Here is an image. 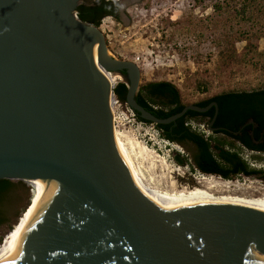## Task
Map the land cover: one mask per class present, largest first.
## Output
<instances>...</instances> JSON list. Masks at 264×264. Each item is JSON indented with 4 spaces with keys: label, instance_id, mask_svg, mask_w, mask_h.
I'll return each instance as SVG.
<instances>
[{
    "label": "water",
    "instance_id": "1",
    "mask_svg": "<svg viewBox=\"0 0 264 264\" xmlns=\"http://www.w3.org/2000/svg\"><path fill=\"white\" fill-rule=\"evenodd\" d=\"M82 1L0 0V181L57 186L8 264H264L263 212L191 210L180 193L147 199L135 186L117 150L113 86L95 64V40L99 64L127 83L126 104L141 120L166 126L211 107L159 119L141 106L139 66L106 57L100 26L78 16ZM213 124L212 133L240 134ZM174 160L186 164L180 153Z\"/></svg>",
    "mask_w": 264,
    "mask_h": 264
},
{
    "label": "rangeland",
    "instance_id": "2",
    "mask_svg": "<svg viewBox=\"0 0 264 264\" xmlns=\"http://www.w3.org/2000/svg\"><path fill=\"white\" fill-rule=\"evenodd\" d=\"M106 1L121 2L127 9L124 22L114 18L101 22L107 50L114 60L139 66L140 87L152 82L172 83L187 106L225 93L264 89V0ZM119 83L126 82L122 79L116 85ZM113 116L115 128L125 135L129 147L132 142L139 145L128 159L129 171L136 181L170 192L195 187L196 179L209 178L223 184L221 195L264 196L261 179L240 177L226 181L194 171V146L168 142L155 125L139 122L125 108L116 116L113 111ZM193 126L206 137L213 134L206 123ZM179 153L185 166L174 160ZM242 156L253 169L264 171V155L245 151ZM14 183L7 205L9 224L0 227V257L11 247L9 238L24 222L31 206V185Z\"/></svg>",
    "mask_w": 264,
    "mask_h": 264
},
{
    "label": "trees",
    "instance_id": "3",
    "mask_svg": "<svg viewBox=\"0 0 264 264\" xmlns=\"http://www.w3.org/2000/svg\"><path fill=\"white\" fill-rule=\"evenodd\" d=\"M113 3V1L108 3L103 1L101 7L81 5L78 8V16L84 23L99 27L105 17L104 12ZM243 14L247 17L245 11ZM248 18L252 19V17ZM114 92L121 102L126 103L127 83H119ZM136 100L159 119L171 118L182 112L187 106L183 104L178 88L169 82H152L143 85L140 87ZM212 100L218 101L220 105L216 126L240 132L239 135L214 132L211 136L206 137L202 132L194 129L195 123L202 124L203 121H194L195 116H199V114L191 111L176 123L155 126L168 142L183 147L187 145L196 147L195 167H192L194 171L197 169L204 175L217 176L226 181H234L253 174L262 175L264 171L253 169L244 159L242 153L246 151L264 155V89L252 92L225 93ZM209 102L203 101L197 105L204 107ZM210 114L214 116V111ZM135 118L141 123L151 125L141 120L138 115ZM250 121L254 122V125H247ZM259 141L262 144L256 146L254 142ZM255 158L261 159L260 156ZM14 185L13 181H0V227L9 224L7 205Z\"/></svg>",
    "mask_w": 264,
    "mask_h": 264
},
{
    "label": "bare ground",
    "instance_id": "4",
    "mask_svg": "<svg viewBox=\"0 0 264 264\" xmlns=\"http://www.w3.org/2000/svg\"><path fill=\"white\" fill-rule=\"evenodd\" d=\"M98 48H99V40L96 39L94 47H93V55H94L95 64L97 65L100 72L108 80L110 85L114 87L119 81L121 82L122 77L119 74L108 73L103 69V67L99 64L97 60ZM111 56L112 54L107 50L106 57L112 58ZM110 104H111L112 115L114 111V114L116 116L115 106H113V99L112 100L110 99ZM113 120H114V116H113ZM114 132H115L116 146H117L119 155L121 159L123 160L125 166L127 167L133 183L147 199L180 193L182 196L183 202L191 210L194 208L206 207V206H232V207H239V208H244V209L255 210V211L264 213V196L261 198H252V197L245 198V197L229 196V195H224V194L221 195V192H223V189H224L223 184L220 182L214 181V180L211 181V179L209 178L196 179L195 187L185 188L184 190L174 189L170 192L156 190V189L150 188L136 181L132 177V174L129 171L128 159L132 153L135 154V148L136 146L139 147V145L138 143L135 144L132 142L131 146L129 147V144L126 143L125 135L122 134L119 130H117L115 128V125H114ZM143 150L144 151L146 150V152L148 151L147 147L146 148L143 147ZM157 157L159 158V154ZM26 183L31 185V187L33 188V191H32L33 194H32V198L30 201L31 206L25 216L24 222L11 234L9 238V242H10V245L11 244L12 245L10 248L8 247L9 248L8 251L0 257V264H8L14 261L15 259H17L20 255H22V253H24L32 236L34 235V232L37 228V225L42 215L44 214L46 210L48 202L52 200L55 193L57 192V186L53 182L48 181V180L27 181Z\"/></svg>",
    "mask_w": 264,
    "mask_h": 264
},
{
    "label": "flooded vegetation",
    "instance_id": "5",
    "mask_svg": "<svg viewBox=\"0 0 264 264\" xmlns=\"http://www.w3.org/2000/svg\"><path fill=\"white\" fill-rule=\"evenodd\" d=\"M103 1H105L106 3L111 2V1H106V0H97V1H95L93 3L83 1V4L82 5L90 6V7H97V6L101 7ZM114 3L113 4H110L109 7H108V10H106L104 12L105 17L103 19H106V18H114L116 20H119V21H123L124 22L125 19L127 18V16L124 14V12L127 11V9H125L124 5L121 4V2H114ZM212 99L213 98L208 99V100H205V101H210V102L206 106L201 107L203 109L208 108V107H211V109L209 110V112L208 113H205V114H199V113H197V114H199V116H195L194 121H196V122L203 121V123H206L207 124L208 130H209V127H211V124L213 122H214V124L212 125V128L213 129L224 128V127L216 126L217 125V122H218L219 112H220V105H219V102L218 101H214ZM215 104H217V106H218V115H217L216 121H214L215 116H216V106H215ZM212 111H214V116H211V114H210ZM250 122H252V121H250ZM226 129H228V128H226ZM251 135H253V133H251ZM254 144L256 146H259V145L262 144V142H260V141L259 142H254ZM195 149H196V147H195ZM246 177H248V178L261 179L264 182V172H263L262 175L253 174V175H248Z\"/></svg>",
    "mask_w": 264,
    "mask_h": 264
},
{
    "label": "built area",
    "instance_id": "6",
    "mask_svg": "<svg viewBox=\"0 0 264 264\" xmlns=\"http://www.w3.org/2000/svg\"><path fill=\"white\" fill-rule=\"evenodd\" d=\"M100 30H101V25H100ZM102 33H103V32H102ZM116 86H117V85H115V86L113 87L112 96H111V100L113 99V106H115V112H116V114L118 113V111H119L120 109L125 108V109H126L128 112H130L133 116H136V115L134 114V112L129 108V106H128L126 103L121 102V101L117 98V96H116V94H115V92H114Z\"/></svg>",
    "mask_w": 264,
    "mask_h": 264
}]
</instances>
